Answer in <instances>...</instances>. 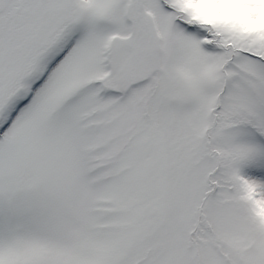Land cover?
<instances>
[{
  "label": "snow or ice",
  "instance_id": "6c2138e0",
  "mask_svg": "<svg viewBox=\"0 0 264 264\" xmlns=\"http://www.w3.org/2000/svg\"><path fill=\"white\" fill-rule=\"evenodd\" d=\"M0 264H264V0H0Z\"/></svg>",
  "mask_w": 264,
  "mask_h": 264
}]
</instances>
